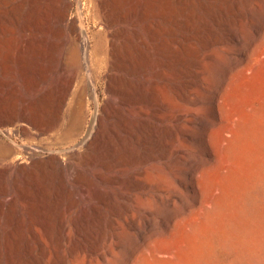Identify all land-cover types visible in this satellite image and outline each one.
Returning a JSON list of instances; mask_svg holds the SVG:
<instances>
[{
  "label": "rangeland",
  "instance_id": "374dc122",
  "mask_svg": "<svg viewBox=\"0 0 264 264\" xmlns=\"http://www.w3.org/2000/svg\"><path fill=\"white\" fill-rule=\"evenodd\" d=\"M81 1V26L90 43L89 51L101 41L99 32L106 34L110 47L114 30L119 32L118 43L130 41L132 59H137L130 64L129 87L149 89L158 72V57L153 50L145 45V54L141 55L135 47L138 38L150 43V35L156 29L162 44L169 48L172 81L181 86L189 83L186 96L192 103L183 105L184 114H174L179 123L172 126L181 132L176 143L180 153L168 159L172 165L159 158L146 164L154 179L158 174L162 176L150 192L157 194L156 185L164 184L176 196L171 201H160L135 193L131 204L124 199L128 196L125 192L123 197L116 194L117 203L99 214L89 204L80 207L82 219L75 214L69 219L85 221L82 228L77 231L70 225V237L58 250L55 243L46 245L41 239L44 233L37 232L36 224L47 227L50 215L55 213L46 201L45 184L34 180L32 171L24 172L16 185L10 177L2 179L0 202L3 194H17L16 186L30 188L35 194L17 212L19 260L30 264H264V0H118L121 13L130 15L126 20L114 21L111 27L101 18L100 0ZM182 2L200 10L195 19L179 21ZM72 16H76L75 5ZM200 25L203 32L198 30ZM122 27L130 30L122 32ZM190 38H194L192 47L200 50L209 39L207 50L203 51L206 58L194 60L182 51L175 52L179 44ZM77 45L80 55L73 66L81 78L51 128L44 124L52 117L54 107H38L46 86L41 78L44 59L34 57V95L28 92L18 48L8 68L0 62V110L5 108L12 114L0 113V145L14 147L21 156L20 165L26 169L31 168L34 159L50 162L51 152L64 153L61 156L68 159L69 152L84 142L86 133L94 130V116H101L112 98L106 62L98 63L100 75L88 74L82 59V41ZM141 60L137 74L136 65ZM56 77L51 74L50 83ZM92 81L97 102L90 87ZM162 99L169 102L166 96ZM164 108L166 113H172L170 107ZM183 115L192 122L184 123ZM116 127L113 138L125 155L136 151L150 153L148 147L157 153L164 149L149 132L144 135L147 140H154L153 146L129 143L123 147L130 142L131 132L120 123ZM172 127L161 125L158 130H149L161 134ZM188 137V141L184 140ZM110 161L102 156L97 164L106 167ZM119 163L116 158L111 164L115 171L120 169ZM123 169L124 177L130 178L133 168ZM63 194L67 199L58 209L67 212L74 204L66 191ZM32 205L36 207L34 212ZM128 205L131 211L126 209ZM7 217V208L0 203L1 238L5 236ZM9 255L4 250L0 260L10 264Z\"/></svg>",
  "mask_w": 264,
  "mask_h": 264
},
{
  "label": "bare ground",
  "instance_id": "6f19581e",
  "mask_svg": "<svg viewBox=\"0 0 264 264\" xmlns=\"http://www.w3.org/2000/svg\"><path fill=\"white\" fill-rule=\"evenodd\" d=\"M93 2L95 4V1ZM99 3L102 12V17H100L104 18L107 27H111L114 21L118 19L123 18V20H126L130 15V13H121L118 0H100ZM179 4L178 19L182 23L191 18L195 19V15L200 11L196 6L188 5L186 2ZM74 5L76 6V16L73 17ZM83 10L81 0H0V62L8 68L14 50L18 48L17 51L20 54L19 59L22 66L21 71L28 82V92L30 95H34L31 90L34 88V77H32L34 74V57L44 59L45 69L42 71L41 78L46 86L39 96L38 107L42 110L47 109L48 105L54 107L52 117L44 124V126H48L47 128L60 118L71 90L81 78L79 70L73 66V64L78 63V56L80 55L76 48L78 41H82L83 44L84 54L82 59L88 74L100 75L101 71L97 68L100 60L106 62L108 70V87L112 98L107 102L102 112L99 111L103 116H98L99 113L94 116V130H89L86 133L84 142L79 143L78 148L69 152L71 154L68 159L61 156L64 153L51 152L52 159L50 162L46 163L34 159L31 168L26 169L20 165L21 156L17 154L14 147L0 145V181L10 177L16 185L24 172L32 171L34 172V180H41L45 184L46 201L50 209L55 208V213L50 215L47 227L39 223L36 224L37 232L41 235L44 233L41 239L46 245L55 243L58 250L64 246L65 241L70 237V225L76 228L77 231L82 228L81 224L85 221H80L83 217L80 214V209L87 206V204L92 206L96 214H99L105 207L117 203L116 194L123 197L122 195L127 193L128 196L124 199L131 204L135 202V193L149 196L150 200L161 201L166 199L171 201L174 199L175 192L164 184L156 185L157 194L150 192V188L156 182H161L162 176L158 174L157 178L154 179L150 167H147L146 164L159 158L170 162V165H172L173 161L168 159L173 154L180 153L176 146L180 131L176 132L175 127H172L175 122L179 123L176 121L177 117L174 114H184L182 113L184 111H181L183 105L192 103L186 96L189 83L181 86L180 83L171 79L173 64L170 60L169 48L162 44L157 29L155 33H151L150 43H147L144 38H138L135 47L141 55L145 54L143 50L145 45L153 50V53L158 57V65L155 67L158 72L153 76L154 80L149 89H141V86L129 87L130 64L132 60L137 59L135 57L132 59L133 52L131 51L130 41L118 43L119 32L114 30L110 47L106 40V34L99 32L98 35L101 37V41L95 44L92 51H89L90 43L84 38L85 33L81 26ZM93 11L96 12V10ZM201 27L202 25L198 27L199 32H203ZM129 30L127 27L121 29L122 32L127 33ZM127 40L129 39L127 38ZM208 40L205 43L203 42L204 44L200 50L192 47L194 46V38L187 39L186 43L179 44L180 47L175 52L182 51L186 53L189 59L194 60L206 58L207 54L203 51L207 50ZM131 45L133 46V44ZM89 61L90 65L88 64ZM142 64L143 61L141 60L136 65L137 74H140ZM51 74L57 76V80L52 83L49 80ZM93 82H91L90 87L97 102L98 97L95 94L96 87H94ZM39 91H42V89ZM165 96L169 102H164L162 97ZM165 105L172 109V113L165 112ZM31 111L34 116V109L32 108ZM0 113L12 115L10 110L5 108L0 110ZM182 117L184 123L192 122V119H187L186 115ZM115 121L129 128L131 132L130 142L122 144L123 147L129 143L130 146H137L141 143L153 146L154 140H151V138L155 137L164 149L157 153L153 148L148 147L150 153L145 154L136 151L134 154L125 155L122 150L119 151V144L115 143L116 141L113 138L114 133L117 131L116 125H118ZM161 125L172 127V129L161 134L149 130V128L158 130ZM181 125L178 124V126ZM180 130L183 129L180 128ZM148 132L152 134L150 141L144 135ZM184 140L188 141L189 137L184 138ZM114 154L116 157H114ZM102 156L111 159L107 165L108 167L97 164L99 157ZM116 158L120 159L118 164L120 169L118 171H115L111 166V164H115ZM12 165H15L13 169L11 168ZM129 166L133 168V172L130 178H126L123 175V168ZM16 187L18 188L17 194L10 197L3 194L2 202H0L1 205L6 206L8 211V220L4 227L5 236L4 238L0 237V255L6 250L11 257V260L9 259L10 264H30L25 260H19L20 227L17 223L19 222L17 212L19 208L25 207L26 200H33L35 194L33 195L30 188ZM65 191L69 200L74 201H72L74 205L71 204V208L67 212H62L59 211L58 207L67 199L66 194H63ZM92 200L95 201L94 204H92ZM126 207L128 211H131L130 205ZM35 208L34 205L31 206L33 212ZM72 210L74 211L71 212ZM73 214L81 219L70 221L69 215ZM4 263V260H0V264Z\"/></svg>",
  "mask_w": 264,
  "mask_h": 264
}]
</instances>
